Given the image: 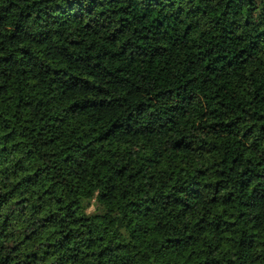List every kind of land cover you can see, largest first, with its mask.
<instances>
[{
  "label": "clouds",
  "instance_id": "9594fccd",
  "mask_svg": "<svg viewBox=\"0 0 264 264\" xmlns=\"http://www.w3.org/2000/svg\"><path fill=\"white\" fill-rule=\"evenodd\" d=\"M262 87L264 0H0V264H264Z\"/></svg>",
  "mask_w": 264,
  "mask_h": 264
},
{
  "label": "trees",
  "instance_id": "16d2710c",
  "mask_svg": "<svg viewBox=\"0 0 264 264\" xmlns=\"http://www.w3.org/2000/svg\"><path fill=\"white\" fill-rule=\"evenodd\" d=\"M112 3L113 5H120L123 3V0H112ZM209 3H210V0H209ZM209 13L215 11L214 9L212 8H209L208 9ZM159 15V12L158 11H153L149 17L145 18L143 17V15H141V19L139 20V25H143L145 27L149 26V20L153 17V16H158ZM75 21L74 20H69L68 21V25H74ZM169 31H172V29L170 28ZM160 44H164L165 42L164 41H160L158 42ZM155 46V45H154ZM183 51H188V49H184ZM178 55H181L183 54L182 52H177ZM151 59L152 63L150 65H146L147 68H149L150 72L153 74V75H156V74H159L160 75V79H161V82H163V80H165L168 76V71L167 69H165L164 71L162 72H159V70L157 69L156 65L159 63L160 61V57L157 56L156 58H149ZM197 85H199V81L196 82ZM209 85L212 86V87H215L214 85H212V82L211 80H209ZM232 85L229 84L227 85V88H231ZM63 89H60V91H62ZM205 91L207 92V88H205ZM260 92H261V97H264V87H262L260 89ZM221 95H224V92H221ZM260 104L262 106H264V99H261L260 100ZM264 118V117H262ZM8 155H11V153H9ZM14 166V169H15V172L18 174V173H21V172H25L27 171L28 169L25 167L24 164L20 163L19 161L16 162V164L13 165ZM33 175L35 176V173H33ZM40 182V178L37 177L35 181H33L32 179L28 178V177H25L22 181L18 182L16 185H13L12 187V190L6 194V196H0V202L6 200L7 198H10V197H13L17 194H20L22 191H24L28 185H31L33 183L35 184H39ZM264 203V202H262Z\"/></svg>",
  "mask_w": 264,
  "mask_h": 264
}]
</instances>
